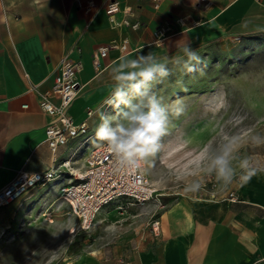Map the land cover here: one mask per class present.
I'll return each instance as SVG.
<instances>
[{
	"label": "crops",
	"instance_id": "0c3cea01",
	"mask_svg": "<svg viewBox=\"0 0 264 264\" xmlns=\"http://www.w3.org/2000/svg\"><path fill=\"white\" fill-rule=\"evenodd\" d=\"M108 1L0 0V188L19 168L59 169L78 152L84 155L82 163L72 169L83 167L89 149L99 142L95 130L103 105L117 87L114 69L121 56L136 59L151 51L171 60L183 55L185 44L196 48L264 33V0H211L206 9L197 0H116L120 7L131 6L130 19L140 22L136 30L112 25L104 11ZM164 25L172 31L157 43L154 32ZM123 38L128 50L110 47L96 72L93 50ZM72 47L77 48L72 56L82 66L76 74L77 95L67 111L74 123L85 122L89 131L69 138L53 153L45 134L50 119L39 106V96L50 90L61 54ZM65 181L57 176L19 201L1 206L0 246L5 233L24 216L21 200H29L27 204L61 200L57 196ZM249 182L241 194L235 192L237 201L226 197L222 199L226 202L181 208L180 199L159 213L156 234L151 228L136 230L137 235L131 230L123 240L94 245L53 264H264V194ZM109 207L99 214L112 213Z\"/></svg>",
	"mask_w": 264,
	"mask_h": 264
},
{
	"label": "rangeland",
	"instance_id": "374dc122",
	"mask_svg": "<svg viewBox=\"0 0 264 264\" xmlns=\"http://www.w3.org/2000/svg\"><path fill=\"white\" fill-rule=\"evenodd\" d=\"M194 49L202 58L195 72L187 73L182 66L169 63L171 75L153 82V90L165 104L180 100L184 106L178 116L170 112L161 149L145 164L148 181L161 193L162 205L149 200L143 205L110 206L112 213L98 214L88 229L81 230L62 200L40 204L21 200L26 211L18 225L5 233L0 264H53L85 253L94 245L109 246L131 230L132 235L138 234L136 230L150 231L159 213L180 199L181 208L197 202H226L222 199L229 192L241 194L249 181L264 194V144L256 146L250 141L251 135L264 136V33L230 37ZM124 91L125 100L136 104L139 97L131 82ZM105 109L117 122H122L121 113L128 111L114 92L101 111ZM230 136H236L242 146L227 157L236 178L225 187L216 172L208 169L211 161L223 154ZM82 157V152L73 154L71 166H80ZM244 159L258 169L248 180L239 178ZM196 184L199 189L192 191ZM196 198L203 200H193Z\"/></svg>",
	"mask_w": 264,
	"mask_h": 264
},
{
	"label": "built area",
	"instance_id": "2783aa9c",
	"mask_svg": "<svg viewBox=\"0 0 264 264\" xmlns=\"http://www.w3.org/2000/svg\"><path fill=\"white\" fill-rule=\"evenodd\" d=\"M197 1L201 3L203 9L212 4L211 0ZM92 4L90 1L89 5ZM104 11L109 21L116 27L125 26L136 30L140 26L138 20L130 19L132 8L129 5L120 7L116 0H109L104 6ZM177 20L180 25H185L184 18L180 17ZM171 31L170 25L158 27L154 32L155 42L159 43ZM110 47L126 52L127 39L100 45L93 50L92 64L96 72L100 69L101 58ZM75 49L77 48H69L61 54L54 68L50 90L39 96V106L50 119L45 126V134L53 153L65 146L69 138H74L87 130L85 122L74 123L67 111L69 104L77 95L76 74L82 66L81 61L72 56ZM87 113L91 114V111L88 110ZM60 165L59 169L53 166L43 170L19 168L13 178L0 188V207L19 201L34 189L50 183L57 176L66 179L60 187L59 197L67 204L68 213L77 218L81 230L88 229L98 214L109 206L123 208L131 204L143 205L149 200H155L162 205L161 193L148 181L145 165L135 171L119 167L101 141L89 149L80 170H73L69 159L62 161ZM228 198L230 201H237V195L233 191L229 192ZM151 230L154 234L159 230L157 217L151 223Z\"/></svg>",
	"mask_w": 264,
	"mask_h": 264
},
{
	"label": "clouds",
	"instance_id": "9594fccd",
	"mask_svg": "<svg viewBox=\"0 0 264 264\" xmlns=\"http://www.w3.org/2000/svg\"><path fill=\"white\" fill-rule=\"evenodd\" d=\"M183 56H176L171 60L161 58L153 52L137 55L136 59L121 56L115 67V81L117 87L114 95L128 108L122 112V122H117L114 116L100 113V123L95 130V138L106 146L115 163L125 169L138 170L150 163L161 149V139L168 132L170 112L180 115L184 106L180 100L173 104H165L163 98L153 90V82H160L171 75L169 63L182 66L187 73H193L202 63L198 52L190 45L181 48ZM186 57V59H185ZM131 82L132 88L139 99L136 104L125 100L127 93L124 88ZM253 145L264 144V136L254 134L250 136ZM241 144L236 136H230L224 143L223 154L211 161L209 172L215 171L218 181L227 187L236 176L228 167L227 157L240 151ZM239 178L248 180L258 170L250 166L248 159L241 161ZM199 184L191 189L198 190Z\"/></svg>",
	"mask_w": 264,
	"mask_h": 264
}]
</instances>
